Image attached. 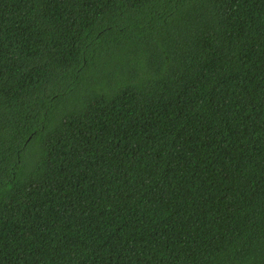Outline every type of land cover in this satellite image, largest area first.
<instances>
[{"label":"trees","instance_id":"16d2710c","mask_svg":"<svg viewBox=\"0 0 264 264\" xmlns=\"http://www.w3.org/2000/svg\"><path fill=\"white\" fill-rule=\"evenodd\" d=\"M0 264H264V0H0Z\"/></svg>","mask_w":264,"mask_h":264}]
</instances>
